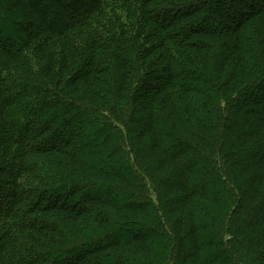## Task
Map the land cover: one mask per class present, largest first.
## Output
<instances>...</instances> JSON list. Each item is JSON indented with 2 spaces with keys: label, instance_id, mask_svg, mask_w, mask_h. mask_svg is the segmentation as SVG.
Listing matches in <instances>:
<instances>
[{
  "label": "trees",
  "instance_id": "1",
  "mask_svg": "<svg viewBox=\"0 0 264 264\" xmlns=\"http://www.w3.org/2000/svg\"><path fill=\"white\" fill-rule=\"evenodd\" d=\"M0 264H264V0H0Z\"/></svg>",
  "mask_w": 264,
  "mask_h": 264
}]
</instances>
